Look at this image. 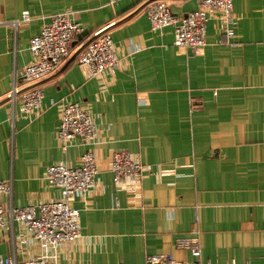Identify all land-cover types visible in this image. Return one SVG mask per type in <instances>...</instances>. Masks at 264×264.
<instances>
[{
    "label": "crops",
    "instance_id": "1",
    "mask_svg": "<svg viewBox=\"0 0 264 264\" xmlns=\"http://www.w3.org/2000/svg\"><path fill=\"white\" fill-rule=\"evenodd\" d=\"M156 1L177 15L197 8L195 0H0V181H12L0 203L59 199L46 168L76 166L89 149L97 182L72 202L80 235L58 247L57 263L146 264L147 255L164 253L189 264L176 241L196 237L201 264H264V0H233L229 43L210 11L206 45L196 51L175 46L173 26L151 30L145 10ZM24 11L31 20L14 29ZM64 11L82 31L64 63L38 81L43 110L32 117L7 93L15 81L28 87L20 73L33 61L30 39ZM100 29L118 66L89 77L75 55ZM62 102L91 113L92 145L75 138L60 149ZM121 150L147 167L136 193L114 187L110 155ZM41 252L18 222L0 228V257Z\"/></svg>",
    "mask_w": 264,
    "mask_h": 264
},
{
    "label": "built area",
    "instance_id": "2",
    "mask_svg": "<svg viewBox=\"0 0 264 264\" xmlns=\"http://www.w3.org/2000/svg\"><path fill=\"white\" fill-rule=\"evenodd\" d=\"M116 0H106L112 5ZM197 8L182 15L172 12L168 3L156 1L146 6V14L152 31L166 26H173L177 47L196 51L206 45V23L210 11L219 13V22L223 36L229 43L234 37L236 24L232 7L233 0H195ZM71 11L54 14L41 31L30 39L29 49L33 55L31 64L25 66L21 79L28 87L21 88L15 81L7 93V99L21 103V111L29 116L42 113L44 99L43 89L38 81L58 69L70 56L72 44L80 25L74 22ZM31 20L27 11L20 19L11 22L14 29L22 23ZM95 37L81 47L75 55L79 67L87 71L89 77L103 75L108 69L118 66V57L109 33L102 29ZM50 105L58 101L49 100ZM57 141L60 149L65 152L70 142L79 138L84 145L94 143L97 129L94 119L86 108L78 102H62L60 104ZM109 170L112 173L114 187L126 189L133 193L139 190L141 179L147 170L138 159L126 151H115L110 155ZM98 173L96 159L91 150H86L80 157L79 164L67 166L62 163L49 165L44 174L48 185L59 190L60 198L40 203L37 206L27 205L15 207L11 204L4 206L0 203V228L16 221L41 247L37 256L22 261L13 258L0 257V264H59L55 251L63 243H70L80 235L79 210L72 206L74 199L86 193L95 186ZM0 194L11 197L12 181H0ZM177 246L185 248L192 256L189 264L200 263V247L195 237H182L176 241ZM146 264H179L171 255L164 253L149 254Z\"/></svg>",
    "mask_w": 264,
    "mask_h": 264
}]
</instances>
